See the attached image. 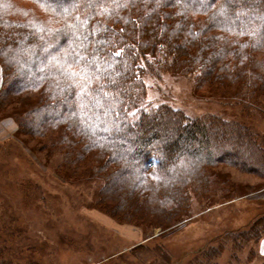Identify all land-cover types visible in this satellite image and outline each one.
I'll return each instance as SVG.
<instances>
[{"label":"trees","instance_id":"trees-1","mask_svg":"<svg viewBox=\"0 0 264 264\" xmlns=\"http://www.w3.org/2000/svg\"><path fill=\"white\" fill-rule=\"evenodd\" d=\"M0 72V113L13 106L15 133L58 153L68 178L106 172L97 205L134 178L131 207L103 206L117 220L183 221L192 195L206 200L217 181L228 190L220 165L264 177V135L163 102L148 107L142 80L181 73L196 91L264 115V0H0ZM95 151L89 175L83 164ZM0 264H11L2 249Z\"/></svg>","mask_w":264,"mask_h":264},{"label":"rangeland","instance_id":"rangeland-1","mask_svg":"<svg viewBox=\"0 0 264 264\" xmlns=\"http://www.w3.org/2000/svg\"><path fill=\"white\" fill-rule=\"evenodd\" d=\"M142 80L148 107L163 102L191 118L215 115L264 135L263 114H245L229 97L196 91L187 75L164 72L144 75ZM12 107H6L0 119ZM34 145L25 134L0 139V250L11 264H264L255 248L264 235V202L242 198L236 206L219 204L261 188L263 176L220 165L214 171L231 182L228 190L217 181L206 200L192 195L190 213L183 221L143 228L117 220L103 208L109 204L120 208L123 199L125 208L131 207L133 177L103 197L99 206L97 189L106 172L100 168L94 172L97 177L91 175L100 159L97 151L83 164L93 177L68 178L58 167V153L48 156Z\"/></svg>","mask_w":264,"mask_h":264},{"label":"crops","instance_id":"crops-1","mask_svg":"<svg viewBox=\"0 0 264 264\" xmlns=\"http://www.w3.org/2000/svg\"><path fill=\"white\" fill-rule=\"evenodd\" d=\"M0 80H1V72H0ZM15 123L12 120L11 117H2L0 119V139H4L6 137H10L15 133ZM248 199V200H259V202L263 203L264 202V186L261 188L257 189L254 192H251V194L243 196L241 198H234L232 200H229L228 202H225L223 205H234L238 204V201L240 199ZM127 230V229H126ZM257 254L259 258H264V237L260 238L257 240L256 245H255Z\"/></svg>","mask_w":264,"mask_h":264}]
</instances>
